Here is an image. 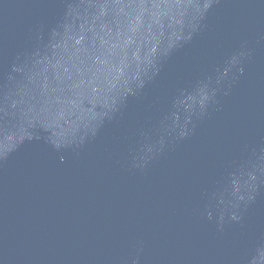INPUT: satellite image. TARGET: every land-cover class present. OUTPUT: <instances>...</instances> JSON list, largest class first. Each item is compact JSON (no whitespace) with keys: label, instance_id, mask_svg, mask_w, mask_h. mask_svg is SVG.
<instances>
[{"label":"water","instance_id":"water-1","mask_svg":"<svg viewBox=\"0 0 264 264\" xmlns=\"http://www.w3.org/2000/svg\"><path fill=\"white\" fill-rule=\"evenodd\" d=\"M0 264H264V0H0Z\"/></svg>","mask_w":264,"mask_h":264}]
</instances>
